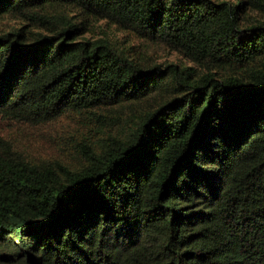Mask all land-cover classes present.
I'll list each match as a JSON object with an SVG mask.
<instances>
[{"label":"trees","instance_id":"16d2710c","mask_svg":"<svg viewBox=\"0 0 264 264\" xmlns=\"http://www.w3.org/2000/svg\"><path fill=\"white\" fill-rule=\"evenodd\" d=\"M0 264H264V0H0Z\"/></svg>","mask_w":264,"mask_h":264},{"label":"rangeland","instance_id":"374dc122","mask_svg":"<svg viewBox=\"0 0 264 264\" xmlns=\"http://www.w3.org/2000/svg\"><path fill=\"white\" fill-rule=\"evenodd\" d=\"M174 57H175V54L172 53V54H170V55H167V57H165V56L162 57L161 59H164V58H165V59H174ZM41 133H42V132H41V130H40V137H41Z\"/></svg>","mask_w":264,"mask_h":264}]
</instances>
